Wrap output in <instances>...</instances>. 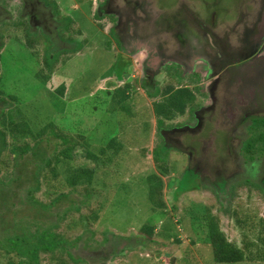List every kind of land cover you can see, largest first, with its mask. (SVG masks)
<instances>
[{"label":"rangeland","instance_id":"1","mask_svg":"<svg viewBox=\"0 0 264 264\" xmlns=\"http://www.w3.org/2000/svg\"><path fill=\"white\" fill-rule=\"evenodd\" d=\"M4 1L8 3L2 2L0 8L8 11L5 14L0 12V88L11 99L9 109H19L16 111L17 116L27 119L33 126L54 122L65 132L74 130L86 136L91 151L97 155L111 138L124 143L120 154L116 155L113 151L106 153L107 167L98 170L92 184L95 197L88 203L93 204L89 208L79 209L86 216L97 212V219H91L89 225L77 222L78 214L72 208L60 220L64 210L60 206L50 209L48 217L43 213L44 219H51L57 224L59 222L61 254L55 253L57 256L53 259L50 254H40L39 264H60L61 260L65 261L64 264H223L215 262L207 238L204 220L209 214L218 217L220 229L231 243L239 248L252 243V246L248 244L249 249L246 251L253 256L264 251V246L257 240L258 223L264 220V198L255 191L257 187L250 189L246 186L225 195L222 187L203 184L194 173L183 171L185 155L175 149H165L161 137L156 136L151 110L153 99L149 94L145 97V92L137 85V79L124 78L120 82L114 76L103 79L110 71L125 72L127 56L119 51L120 41L107 33L108 18L105 14L99 22L94 14L95 4L102 0H40L42 7L48 9V21L44 26L35 22L31 25L25 21L29 34H19L18 31L23 20L17 17L21 9L24 12L19 0ZM149 1L160 12L177 6V0ZM202 1L209 3L213 0H188V3L194 9V5L201 9L204 7ZM224 2L232 3L233 0ZM68 29L73 33L68 35ZM22 35H29L31 40L39 41V44L41 40L43 47L39 46L43 48V53L25 45ZM70 36L72 41H67ZM47 53L57 57L58 64L53 80L44 85L37 76L43 70L40 62L42 54ZM129 59L132 66L129 69L131 72H128L137 78L138 58L133 56ZM126 82L134 86L129 92L130 97L121 105L111 103V95L106 91L112 92L115 87L126 85ZM59 84L67 87L63 97L54 92ZM164 84H159L158 90ZM181 118H176V121ZM243 128L249 141L243 143L242 149L248 143L255 145L263 141V127L254 125ZM155 147L166 150L161 157L162 161L167 162L170 171L168 176L162 177L166 185L163 196L167 206L165 211L153 209L148 199L146 178L156 173L151 157ZM145 149L147 153L144 156ZM73 161V167H94L81 152ZM66 165H63V175L67 174ZM5 171L2 169L0 174L4 180L12 178L11 173L15 172L13 168ZM212 176L213 171L208 180L214 183L218 178ZM18 185L13 182L0 186L8 189L5 192L7 194L2 192L9 198L11 211L29 212L31 215L32 211L18 200L20 193H24L22 189L30 185L29 180L25 184L21 180ZM34 199L43 204L49 202L43 193L35 194ZM68 202L60 204L65 207ZM5 207L0 216H6ZM232 212L248 219L246 229L236 225L231 217ZM144 224L154 227L153 235L141 231ZM81 232L87 234H83L81 242L70 251L73 258L82 261L76 263L71 261L65 250L73 243L69 240ZM132 238H141L140 245ZM237 264L264 263L244 261Z\"/></svg>","mask_w":264,"mask_h":264},{"label":"flooded vegetation","instance_id":"2","mask_svg":"<svg viewBox=\"0 0 264 264\" xmlns=\"http://www.w3.org/2000/svg\"><path fill=\"white\" fill-rule=\"evenodd\" d=\"M19 2L23 16L29 9L31 25L48 21L40 0ZM202 3L194 9L188 0H177V8L160 12L149 0H102L94 14L98 22L103 14L108 18L107 33L120 41L128 71L129 58L137 56V78L131 71L125 78L137 79L152 106L168 87L187 95L180 121L157 128L153 115L156 136L165 149L185 155V170L203 184L222 187L225 195L246 185L264 189V136L242 149L249 141L243 127L264 129V0ZM212 171L214 183L208 180Z\"/></svg>","mask_w":264,"mask_h":264},{"label":"trees","instance_id":"3","mask_svg":"<svg viewBox=\"0 0 264 264\" xmlns=\"http://www.w3.org/2000/svg\"><path fill=\"white\" fill-rule=\"evenodd\" d=\"M2 2L4 4L8 3L0 0V4ZM4 10L8 11V9ZM28 10L26 9V16L24 15L26 18L21 12L18 17L16 16L17 19L21 18L23 20L19 25V34H29L28 26L24 25L25 21L30 22L29 14H27ZM32 30L34 31L33 26ZM72 33L70 30L68 35ZM23 39L25 45L30 49H39L38 52L40 54L41 52L43 53L41 40L39 44V41L31 40L29 35H26ZM71 39L72 37L70 36L66 40L72 41ZM39 45L42 47L40 48ZM42 56L43 59L40 62L43 70L39 72L37 77L46 85L53 80V76L57 71L56 65L58 61L57 57H54L51 53L42 54ZM124 63H126L125 72L115 73V71H110L103 79H110L114 76L117 82L123 81L125 76L129 75L128 68L130 65L127 61ZM46 70L48 71L47 73L45 72ZM132 88L134 86L132 87L130 83L126 82V85L115 87L112 92H106L111 95V103L121 105L130 97L129 92H131ZM66 91L67 87L64 84H59L54 89V92L62 97ZM163 96L161 100L154 102L152 106V113L156 117L158 124L157 128L162 127L166 121H171L184 115L187 105V95L183 92L171 93V88L168 87L163 90ZM10 102L11 99L6 97L0 88V174L2 169L8 172V170L13 168L15 171L13 174L11 173L12 178H6V180L0 178V185H11L13 182L18 185L21 180L25 184V181L29 180L30 185L22 189L24 193H20L21 190H18L20 193L18 200L20 199V202L23 203L22 205L32 211V214L29 215V212L11 211V203L5 195L8 189H2L0 186V213H3L1 210H4L3 207L7 206L5 207L6 216H0V264L4 262L6 264H39L40 254H50L53 259L57 256L55 253H60L59 248L61 246L59 245L61 244L59 222L57 224L56 221L51 219H44L43 213L47 214L50 209H57L60 206L64 209L60 220L63 215H68L72 208L78 214L76 217L77 222H86L89 225L91 219H97V212L86 216L79 209L80 207L89 208L93 204L88 203L90 199L95 197L93 196L95 195V189L93 190L92 184L95 182V174L98 173V170L102 167H107L108 158H106V153L113 151L116 155L120 154L124 143L111 138L106 145L100 148L97 155L91 151V144L86 136H82L74 130L73 132H65L54 122H48L38 127L33 126L27 119L17 116L16 113L19 109H9ZM159 149L155 147L151 154L156 166V173L148 175L146 182L148 199L153 209L165 211L167 206L163 196L166 185L162 177L168 176L170 171L167 162L162 161L161 157L166 150L160 149L159 151ZM80 152L84 154L88 161L94 164L93 168L73 167V160ZM146 153L147 149L144 150V156ZM63 165L67 167V174L65 175L62 174V169L65 167ZM183 171L187 173L186 170ZM20 172L21 174H19ZM68 187L72 188V190H66ZM255 191L264 198L263 188L257 187ZM38 193H43L49 199V202L43 204L41 201L34 199V195ZM64 201H69L65 207L62 205ZM61 202L62 204H60ZM231 217L234 218L239 228L244 230L248 226V219L238 217L237 212H232ZM204 222H206L207 238L216 263L237 264L244 261L264 263V251L256 256L246 251L249 249V245H253L252 243L245 244L243 248L231 243L222 233L218 217L209 214ZM34 223L38 225L33 226ZM258 226L259 235L257 240L261 246H264V220H261ZM141 231L147 235H153L155 229L152 225L144 224ZM83 234L86 235L87 232L70 239L69 242L73 243L65 250L71 261L76 263L82 261H80L81 259L73 258V254L70 251L81 242ZM132 239L140 245L141 238ZM64 263L65 261L61 260L60 264Z\"/></svg>","mask_w":264,"mask_h":264}]
</instances>
